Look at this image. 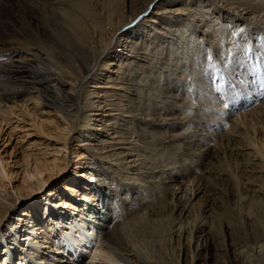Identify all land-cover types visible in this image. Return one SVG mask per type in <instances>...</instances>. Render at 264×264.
I'll use <instances>...</instances> for the list:
<instances>
[{
  "label": "bare ground",
  "instance_id": "6f19581e",
  "mask_svg": "<svg viewBox=\"0 0 264 264\" xmlns=\"http://www.w3.org/2000/svg\"><path fill=\"white\" fill-rule=\"evenodd\" d=\"M261 69L264 0H0V124L20 111L62 153L26 154L14 192L0 161V264H162L138 246L160 230L177 264H264ZM72 140L76 178L45 193ZM242 145L258 187L227 159ZM40 191L38 223L18 203Z\"/></svg>",
  "mask_w": 264,
  "mask_h": 264
},
{
  "label": "rangeland",
  "instance_id": "374dc122",
  "mask_svg": "<svg viewBox=\"0 0 264 264\" xmlns=\"http://www.w3.org/2000/svg\"><path fill=\"white\" fill-rule=\"evenodd\" d=\"M247 59H248V57H247ZM108 70H110V68H108ZM249 70H250V68H249ZM249 70H248V72L250 73V75H254L255 72H253V68H251V70H250L251 72ZM261 71H263V69H261ZM263 73H264V71L261 72V74H263ZM226 82H227L228 86H230V84H235L236 89L239 88L238 87L239 83L236 81H232L231 78L228 79ZM92 88L93 87H91L90 89H92ZM238 90H240V88ZM214 91L217 92L215 89H214ZM255 97H257L256 94H255ZM32 111L35 114H37L38 116L39 115L43 116V117H41V120L42 119L44 120V118L47 116L43 112H37L36 113L34 110H32ZM233 114H234V112H233ZM15 115L17 117L15 116L12 120L8 121L9 123L6 124L5 122H3L2 124H0V161L2 160L3 166L7 170L8 174L12 177L11 181H9V179H6L7 183H8L7 184L8 188L12 192H14V187H22V186L24 187L26 185L25 179L27 178L26 170H27V166H28V164H27L28 157L26 154H29L30 152L38 153L42 156L43 155L46 156V158L50 162H52L56 156L62 157V153L60 155V153L56 154L54 152V149H56L58 146L60 148V145H59L60 142L53 136V134H55L54 131L46 129V133L42 134L35 128V126L33 124V120L30 116L28 117L27 115H24V114L20 115V111H17V114H15ZM232 116L233 117L237 116V113H235V115H232ZM99 123L100 122H97V124H99ZM99 128H100L99 132L102 133L103 131H102L100 126H99ZM48 133H49V135H48ZM76 144H78L77 141H73V140L68 143L67 151H65V150L64 151H65V153H67V162L69 161L68 162L69 168L67 171H65V173L62 172V173L55 175L52 178H50L49 182L46 185V187L48 185H50V187L47 188V191L45 193L49 192L50 189L56 188L54 191L61 193V195H63L64 192H65L64 194H66V191L62 189V186L65 185L64 183H66V180H68L69 177H74V176H72V174H75V172L73 173L72 169L75 167V165L72 163V161L74 162V160H76V158L74 157V154H72V153L70 154V149L72 147L76 148V146H77ZM263 149H264V147H263ZM236 151H237L236 153L235 152L233 153L232 159L231 158H227V159H229V161L232 162L231 163L232 168L233 169L235 168L234 171H236L237 175L239 176V179L242 181V183L243 182L246 183L245 185H248L250 183L251 184L257 183L256 184L257 187H258V184L261 185V181H259V180L255 181L253 179V177L251 175H249L250 173H247L244 171V168L246 165V163H245L246 161H244V159L247 157L246 155H244V152L249 154L251 149H249V147L242 145V149L236 150ZM236 157L241 160V162H242L241 166H240V164H238L236 162L237 161ZM30 163H31V161H30ZM243 163H245V164H243ZM87 173H88V176H90L89 171H87ZM74 178H76V177H74ZM80 178H81V180H83V182H90L89 179L86 177H80ZM213 180H214L213 184L216 181H217L216 183L220 182L219 183L220 185L224 184L220 177H217V178L215 177V178H213ZM97 182H98V180H97ZM191 185H192V182L190 183V186ZM207 189H209V188H207ZM261 189L264 190V185H262ZM54 191H53V193H54ZM21 192L23 194L25 192V194H26L27 191L24 190V188H22ZM176 192H179L178 193L179 197H183V198L185 197L184 191L179 190ZM194 192H195V190H194ZM53 193L50 192L49 196H51V202L53 201L52 202L53 205H51V207L54 209V211H56V210H59V208L62 206L59 205V203H60L58 201L59 199L57 198V196L53 195ZM54 196H55V198H54ZM198 196L199 197L196 198L197 200L196 199L193 200L196 202L197 208L200 207V205L203 203V201L205 202V200L211 199V194L209 195V192H208V194H203V195L199 194ZM193 197H194V195H193ZM21 198L22 199H20L19 203H18L19 204V210H18L19 214H23L24 213L23 210L26 207H28V208H26V210H28L30 214H34V216H37L36 222L40 223V222L46 221L47 219L48 220L51 219V218H47V217H49V215H47V216L45 215V212L47 211L46 209L43 210V214L46 216V219L42 217L41 212H40V211H42L41 208H43L47 202L46 200H44L45 197H44V193H42V191L37 192L36 195L33 197V200L27 199V197H25V196H21ZM56 199H57V201H56ZM244 199L245 200L247 199L246 196L244 197ZM22 203L24 205H22ZM54 203H57L58 205L54 206ZM48 206H49V204H48ZM24 216L25 215H23V217ZM27 216H25V218L27 217L26 219H29V218H31L32 215H27ZM39 220H40V222H39ZM31 224L32 223H29L26 220L22 221L21 227H20V229L22 230V235H24L25 233H28V230L27 231H25V230L28 229L27 227L31 226ZM161 231L162 230H160L159 233L157 232L155 234L156 236H154V237H146V239L144 238L145 241L143 239H139L140 243L138 241V246L140 245L139 246L140 248L142 246L141 249L143 250V248H144L143 251H146L145 253H150V251L151 252H153V251L157 252L161 256V263L162 264H177L178 259H179V253H180L178 243L176 242V240L174 238L170 239L168 236H166L165 231H164L165 233L163 231L161 233ZM157 234H159V235H157ZM22 239H23V237H22ZM41 240H43V239L41 238ZM157 240H158V242L156 243ZM146 245H147V247H145ZM43 250L45 252L46 251L49 252L50 255L52 256V253L50 252V248L45 247ZM147 251H149V252H147ZM62 256H64V255L61 254L60 257H62ZM55 262H56L55 264H69V262H66V261L62 262L59 260H55ZM82 264H84V263H82Z\"/></svg>",
  "mask_w": 264,
  "mask_h": 264
}]
</instances>
